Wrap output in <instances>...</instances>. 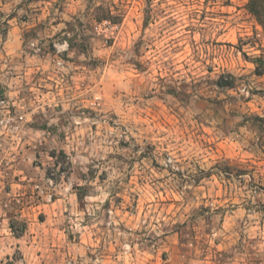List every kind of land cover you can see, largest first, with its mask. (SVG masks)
Listing matches in <instances>:
<instances>
[{"label":"rangeland","instance_id":"1","mask_svg":"<svg viewBox=\"0 0 264 264\" xmlns=\"http://www.w3.org/2000/svg\"><path fill=\"white\" fill-rule=\"evenodd\" d=\"M0 0V264H264V10Z\"/></svg>","mask_w":264,"mask_h":264},{"label":"trees","instance_id":"2","mask_svg":"<svg viewBox=\"0 0 264 264\" xmlns=\"http://www.w3.org/2000/svg\"><path fill=\"white\" fill-rule=\"evenodd\" d=\"M250 10L257 17H261L264 10V0H250Z\"/></svg>","mask_w":264,"mask_h":264}]
</instances>
